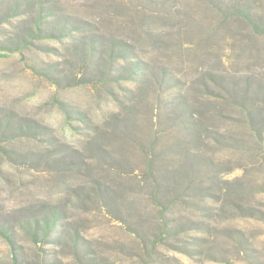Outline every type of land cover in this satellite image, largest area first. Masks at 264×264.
Instances as JSON below:
<instances>
[{"label": "rangeland", "instance_id": "374dc122", "mask_svg": "<svg viewBox=\"0 0 264 264\" xmlns=\"http://www.w3.org/2000/svg\"><path fill=\"white\" fill-rule=\"evenodd\" d=\"M0 264H264V0H0Z\"/></svg>", "mask_w": 264, "mask_h": 264}]
</instances>
